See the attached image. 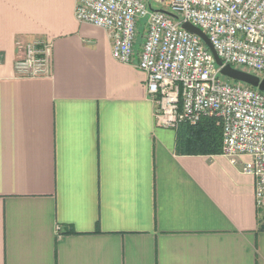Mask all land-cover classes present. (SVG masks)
I'll return each instance as SVG.
<instances>
[{"label":"crops","instance_id":"obj_1","mask_svg":"<svg viewBox=\"0 0 264 264\" xmlns=\"http://www.w3.org/2000/svg\"><path fill=\"white\" fill-rule=\"evenodd\" d=\"M76 5L0 0V264H264L255 178L178 154L146 73ZM35 39L51 74L19 77Z\"/></svg>","mask_w":264,"mask_h":264},{"label":"built area","instance_id":"obj_2","mask_svg":"<svg viewBox=\"0 0 264 264\" xmlns=\"http://www.w3.org/2000/svg\"><path fill=\"white\" fill-rule=\"evenodd\" d=\"M76 18L108 31L112 57L147 75L157 124L177 130L205 117L218 120L222 155L256 180L264 217V93L221 75L201 29L224 65L264 79V0H76ZM15 62L19 77L51 74L52 45L35 39ZM60 230V228H59Z\"/></svg>","mask_w":264,"mask_h":264},{"label":"trees","instance_id":"obj_3","mask_svg":"<svg viewBox=\"0 0 264 264\" xmlns=\"http://www.w3.org/2000/svg\"><path fill=\"white\" fill-rule=\"evenodd\" d=\"M177 153L180 155L222 154V130L218 120L205 117L196 125L181 124L177 128Z\"/></svg>","mask_w":264,"mask_h":264},{"label":"water","instance_id":"obj_4","mask_svg":"<svg viewBox=\"0 0 264 264\" xmlns=\"http://www.w3.org/2000/svg\"><path fill=\"white\" fill-rule=\"evenodd\" d=\"M182 29L185 31L192 33L194 35L199 36L202 41L206 44L208 49L213 54L216 64L218 67L221 68V75L224 76L227 79L237 81L243 84H246L252 88L258 89L262 93H264V79H260L258 76H255L253 74L244 72L242 70H238L233 68L231 65H224L222 60L217 55L213 45L211 44L209 38L207 35L198 27L192 25L191 23H184L182 25Z\"/></svg>","mask_w":264,"mask_h":264}]
</instances>
